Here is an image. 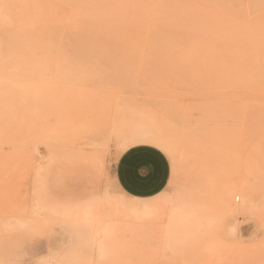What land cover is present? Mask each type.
Listing matches in <instances>:
<instances>
[{"label":"rangeland","instance_id":"374dc122","mask_svg":"<svg viewBox=\"0 0 264 264\" xmlns=\"http://www.w3.org/2000/svg\"><path fill=\"white\" fill-rule=\"evenodd\" d=\"M0 264H264V0H0Z\"/></svg>","mask_w":264,"mask_h":264},{"label":"crops","instance_id":"0c3cea01","mask_svg":"<svg viewBox=\"0 0 264 264\" xmlns=\"http://www.w3.org/2000/svg\"><path fill=\"white\" fill-rule=\"evenodd\" d=\"M172 166L165 151L138 143L124 150L117 159L115 180L126 197L150 201L161 196L171 179Z\"/></svg>","mask_w":264,"mask_h":264},{"label":"bare ground","instance_id":"6f19581e","mask_svg":"<svg viewBox=\"0 0 264 264\" xmlns=\"http://www.w3.org/2000/svg\"><path fill=\"white\" fill-rule=\"evenodd\" d=\"M252 77H253V75H252ZM150 132H151L150 126L145 125L141 121H139V122L137 121L132 126L131 136L130 137H135V136L142 135V136H147V137H154V139H155L156 137L154 136V131L151 132V134H150Z\"/></svg>","mask_w":264,"mask_h":264},{"label":"clouds","instance_id":"9594fccd","mask_svg":"<svg viewBox=\"0 0 264 264\" xmlns=\"http://www.w3.org/2000/svg\"><path fill=\"white\" fill-rule=\"evenodd\" d=\"M228 234L230 236H235L237 234V230L234 229V228H231V229L228 230Z\"/></svg>","mask_w":264,"mask_h":264}]
</instances>
